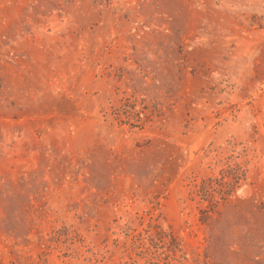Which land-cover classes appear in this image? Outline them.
<instances>
[{"label": "rangeland", "instance_id": "1", "mask_svg": "<svg viewBox=\"0 0 264 264\" xmlns=\"http://www.w3.org/2000/svg\"><path fill=\"white\" fill-rule=\"evenodd\" d=\"M0 264H264V0H0Z\"/></svg>", "mask_w": 264, "mask_h": 264}]
</instances>
